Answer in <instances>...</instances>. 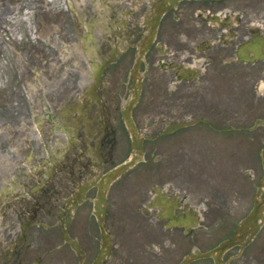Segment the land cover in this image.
Returning <instances> with one entry per match:
<instances>
[{
	"label": "flooded vegetation",
	"instance_id": "flooded-vegetation-1",
	"mask_svg": "<svg viewBox=\"0 0 264 264\" xmlns=\"http://www.w3.org/2000/svg\"><path fill=\"white\" fill-rule=\"evenodd\" d=\"M125 113L158 182L103 181ZM256 207L264 0H0V264H180ZM216 256L264 264V224Z\"/></svg>",
	"mask_w": 264,
	"mask_h": 264
},
{
	"label": "rangeland",
	"instance_id": "rangeland-1",
	"mask_svg": "<svg viewBox=\"0 0 264 264\" xmlns=\"http://www.w3.org/2000/svg\"><path fill=\"white\" fill-rule=\"evenodd\" d=\"M171 171H168V170H166L165 172H164V176H166V178L167 179H170L171 178ZM156 178H160V176L158 175V176H155Z\"/></svg>",
	"mask_w": 264,
	"mask_h": 264
},
{
	"label": "water",
	"instance_id": "water-1",
	"mask_svg": "<svg viewBox=\"0 0 264 264\" xmlns=\"http://www.w3.org/2000/svg\"><path fill=\"white\" fill-rule=\"evenodd\" d=\"M128 167H130V164H129V165H125V166L121 167V168L119 169V172H122V171H124V170H125V169H127Z\"/></svg>",
	"mask_w": 264,
	"mask_h": 264
}]
</instances>
